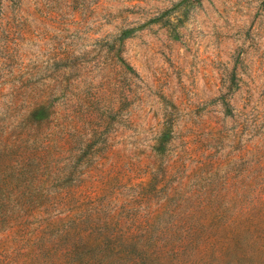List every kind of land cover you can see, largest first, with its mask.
<instances>
[{"label":"rangeland","instance_id":"rangeland-1","mask_svg":"<svg viewBox=\"0 0 264 264\" xmlns=\"http://www.w3.org/2000/svg\"><path fill=\"white\" fill-rule=\"evenodd\" d=\"M0 264H264V0H0Z\"/></svg>","mask_w":264,"mask_h":264},{"label":"trees","instance_id":"trees-1","mask_svg":"<svg viewBox=\"0 0 264 264\" xmlns=\"http://www.w3.org/2000/svg\"><path fill=\"white\" fill-rule=\"evenodd\" d=\"M94 236L96 237L97 240V244L95 245L97 248H101L105 245L108 249H115L114 245H110L107 242H105V239L110 236L109 231L100 232L98 235L97 233L94 232Z\"/></svg>","mask_w":264,"mask_h":264}]
</instances>
